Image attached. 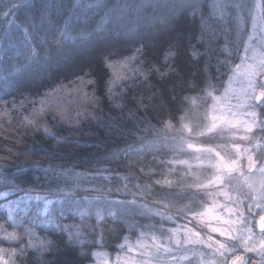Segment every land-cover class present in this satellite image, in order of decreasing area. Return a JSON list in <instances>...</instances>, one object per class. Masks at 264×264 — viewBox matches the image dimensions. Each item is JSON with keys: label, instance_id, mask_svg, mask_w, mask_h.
<instances>
[{"label": "snow or ice", "instance_id": "snow-or-ice-1", "mask_svg": "<svg viewBox=\"0 0 264 264\" xmlns=\"http://www.w3.org/2000/svg\"><path fill=\"white\" fill-rule=\"evenodd\" d=\"M21 7L28 13L25 22L19 24L12 20L10 27L18 30L24 39L18 45L14 42L10 31L4 33L7 37L3 42L7 60L3 64V74H0V82L4 86L0 90H6L13 83L18 82L25 74V70L27 73H33L34 70L39 69L36 74L44 75L56 68L73 66L79 56L98 48H108L117 36H122L134 38L139 44L131 55L112 59L114 53L103 51L100 53L101 65L104 69L111 70L106 81V93L114 107L123 108L125 106L121 102L122 92L115 91L119 81L139 79L141 83L155 89L150 92L149 99H159L162 107L166 106L167 98L176 99L174 93L178 86L194 90L202 84L203 87L200 90L204 96L200 99L211 98L213 110L217 105L225 109L220 116L210 115L209 122L197 130L198 136L215 134L226 143L197 149L211 157L207 160V167L212 174L206 182L196 177L192 183L184 185L188 191H182L181 194L188 197V203L177 206L173 202L159 209L149 207L147 203H138L136 200L119 201L115 202L121 209L119 216L114 211H108L107 214L113 218L114 222L122 221L129 232L137 231L134 242L125 235L121 238L122 243L119 247L127 248L129 253L139 249V255L147 258L139 261L125 259L124 264H161L160 253L166 254V258L170 256L173 264H182L183 261H188V264H250L251 258L248 254L254 253L259 258L257 264H264V24L257 33L254 22L252 34L245 33L243 16L240 14L245 6L237 0H213L210 6L211 12L205 11L206 0H184L179 8L190 14L193 22H196L198 18L200 29L198 40L208 44L204 53L200 52L195 45L190 44L187 55L191 60L199 61L201 56L214 50L211 45L219 35L214 25L219 27L220 32L230 31L228 24L229 17H231L236 26V41H227L226 38L221 49L224 58H216L214 66L216 76L213 77L209 72V69L213 67L210 60L205 61L203 68L205 78L199 84H194L186 80L181 73L179 66L181 45L178 42L169 43L162 63L147 62L146 48L149 44L154 45L158 42V35L152 33L151 39L145 41L139 37L135 25L130 26L125 23L124 15L130 8L127 0L119 4H111L110 0H10L9 12L4 15H14V10ZM229 9L234 11L230 12ZM100 13L102 15L93 26L94 17ZM161 23L164 25V31L177 30L172 17L165 18ZM244 37H246V43L241 49ZM253 38L257 40L256 45L251 43ZM230 44L233 45L231 48ZM20 46H22V51L18 50L16 55H22L25 62L17 66L19 61L13 62V56L8 55V49ZM52 47L56 49L54 55L51 51ZM250 52L251 55H249ZM234 56L240 59L239 64H234ZM89 67L91 68V65ZM119 69H128V72L122 73ZM153 75L161 82L160 87L151 85L150 78ZM225 75H227V87H224L221 95L217 96L214 94L216 85L213 79H219ZM98 81L99 77L95 75L94 70L84 71L83 69H80L76 80L73 81L75 90L85 102L93 107L100 103L96 95ZM169 81L172 83L165 89L164 85ZM221 83L224 82L221 81ZM89 86H91V91H88ZM56 91L53 89L46 93L38 105L37 102H32L31 112L20 122L22 127L27 126L33 130H40L37 126L38 119L43 118L52 109L49 100ZM165 93H167V98ZM232 98L237 101L235 105L230 103ZM182 100L195 105L197 98L183 96ZM137 106H146L143 97L137 101ZM23 108V101L19 105L13 102L11 109L5 103L3 107H0V120L8 118L10 122L12 112L21 111ZM90 113L91 109L85 108L72 116L61 113L60 119L70 123H79L81 118L87 119ZM129 116L131 117L132 113H129ZM53 118L55 119V116ZM180 119L182 129L191 134L193 129L183 123L184 117ZM148 127L157 133L156 140L150 141L149 144H158L161 140L167 143L171 140L169 147L173 152L182 151L185 144L189 148L192 147V144L188 143L183 136L177 139L175 136L162 135L173 127L170 121H164L161 129H156L150 123ZM42 131L56 139L58 143L61 142V138L49 127L44 126ZM237 133H242L239 135V140L243 143L231 142ZM139 151L141 149L130 146L120 154L128 156L130 152ZM197 160L200 158L197 157ZM169 163L187 164L189 168L192 167L185 160L169 161ZM200 164H205V161L200 160ZM51 171L53 178L68 175L75 177L69 191L58 189L59 198L55 203H59L61 208L55 216L49 212V206L54 201L47 196L25 198L26 200H42L44 203L43 212L37 210L35 214H29L27 204L20 199L10 198L24 189L16 180L7 178V175L4 179H0V184L6 188V190H0V201H3L0 202V210L6 213V216L0 219L13 228V231L9 232L5 223H0V234H2L0 242L7 241L17 244L14 248H0V264H18V261L23 264L29 249L36 250L38 264H50L46 255L50 252L55 253L59 245L56 240L49 237H37L34 227L37 223L63 233L65 246L78 249L85 259L102 255L98 250L103 246L101 228L91 227L85 231L79 225H65L59 221L65 212H69L82 220L94 214L99 222L104 220L103 211L97 209L93 213L89 210L91 201H88L89 207H84L75 198V191L80 187L79 174L56 169ZM254 174H259L260 178L253 180ZM123 179L127 181L128 177ZM155 183L160 184L161 181L157 180ZM165 183L170 184L171 182L165 181ZM134 187L136 193L133 195L143 194L144 189L139 184ZM201 195L206 196L207 201L199 200L198 197ZM220 197H223V202L218 199ZM95 199L99 200L100 197ZM133 208L138 209L141 215L159 216L162 221L170 222H175L172 214L174 210L183 223H177L176 227L167 229L163 227V224L159 228L152 223L139 225L134 219L129 218ZM220 209H223V212L219 211ZM246 210L247 214H245ZM225 214L229 216V219H224ZM190 225H195V227ZM18 228L23 229L22 234L16 231ZM197 228L208 229V231L202 234ZM157 232L167 234L158 236ZM92 234H96L97 238L88 239ZM213 234H219V237L223 239H218ZM38 239L39 244L35 242ZM90 249L97 250L91 251ZM153 249L155 251H152ZM177 252L180 255H176ZM103 254L106 255V253ZM117 260L119 261V257Z\"/></svg>", "mask_w": 264, "mask_h": 264}, {"label": "trees", "instance_id": "trees-1", "mask_svg": "<svg viewBox=\"0 0 264 264\" xmlns=\"http://www.w3.org/2000/svg\"><path fill=\"white\" fill-rule=\"evenodd\" d=\"M165 0H127L130 8L124 15L126 24L135 25L138 29L139 37L145 41L151 39L152 33H157L158 42L154 45L149 44L146 48L147 62L162 63L165 52L169 43H179L181 45L179 66L181 73L186 80L199 84L205 78L203 72L204 62L210 60L213 67L209 72L216 76L215 64L216 58H224L221 52L223 45L227 41L235 42L236 26L235 22L229 17L228 28L230 31L220 32L219 27L217 31L219 35L216 40L212 42V49L207 55L201 56L199 61H193L187 55L188 46L195 45L196 48L204 53L208 48V44L204 41H199V25L198 18L193 22L190 14L183 10H178L173 6V3L163 8ZM123 0H110L111 4L122 3ZM213 0H206L207 7L205 11L211 12V4ZM10 0H0V74H3V64L7 60L5 54L4 41L7 39L4 33L10 31L14 42L19 45V42L24 39L23 35L14 27H10V22L15 20L16 23L23 24L28 16V13L23 7L15 9L14 15L7 16L4 13L9 12ZM233 12V9H229ZM67 14V13H65ZM99 15L93 19V26L99 20ZM172 17L177 26L176 31H164V25L161 23L165 18ZM63 21L61 20V23ZM247 26V24L245 25ZM246 32V28H244ZM51 39V37H49ZM207 39V38H206ZM243 42L241 43V49ZM139 44L136 39L129 37L117 36L112 45L108 48L96 49L90 53H85L79 56L73 66L60 67L47 74L38 75L39 69L34 70L33 73H27L22 78L13 83L6 90H0V107L5 103L11 109L13 102L19 105L24 102V108L21 111H13L12 118L9 122L8 118L0 120V179L7 178L14 179L20 183L24 191L28 194H37V196H47L49 199L58 197V189L64 186L70 190V186L75 179L74 176L68 175L66 177L53 178L52 169L58 171H66L68 173L79 174L80 187L75 191V198L81 202L84 207H89L88 201L94 200L91 203L90 211L95 212L97 209L103 211L104 220L97 221L95 215L83 218V220L74 213L65 212L60 219L62 224H80L87 226L99 227L103 231V246L99 249L114 251L122 242V237L135 236L137 231L129 232L122 221H113V218L107 213L109 210L120 215L121 209L115 202L126 201L130 202L131 197L123 194V189H130L136 193L134 185L139 184L143 193H146V187L151 186L152 192H161L171 196L176 201H185L187 196L182 195V191L174 186H168L163 183L167 176L174 174L171 165L168 161L175 152H173L169 144L163 140L158 144H149L150 141H155L157 133L148 127V124L155 126L156 129L163 127L164 121H170L173 127L162 135L173 136L178 134L176 132L181 122V117L189 115L195 117L196 112L192 109V105L182 100L183 96L196 97L198 102H203L200 97L204 93L201 92L202 84L193 89H186L177 87L174 93L176 99L171 100L167 98L166 106H161L159 99H149L150 92L155 89L149 85H145L136 79L121 80L118 83L115 91L122 92L123 108H116L108 100L106 93V81L111 72L110 69H104L100 63L101 51L107 53L111 52L114 55L112 59H118L121 56H129L132 54L134 48ZM233 45L230 44L231 48ZM22 50L19 48L8 49V55L13 56V62L19 61L17 66L23 64L25 61L21 57H14V54ZM52 54H55V47L51 49ZM239 58L233 57L234 64L238 62ZM91 65V68L89 67ZM134 67V66H133ZM94 70L95 75L99 77L96 86V95L100 99V103L93 107L90 103L83 100L80 94L75 90L73 81L76 80V75L80 72ZM122 73H127L128 69H119ZM82 74V73H81ZM227 75L221 76L219 79H213L216 85V91H219L225 81ZM151 85L156 87L161 86L159 79L153 75L151 78ZM172 81L164 85L165 89ZM123 86V87H121ZM3 83L0 82V89H3ZM56 89L55 95L50 98L49 103L52 109L49 110L45 116L38 119L37 126L40 130H33L31 127L21 126L23 117L29 115L33 108L32 102L42 100L46 93ZM88 91H91L89 86ZM143 97L145 107H138L137 101ZM85 108L91 109V113L87 119L81 118L79 123H70L60 119V114L68 116L75 115L77 111H83ZM183 109V110H182ZM132 113V116H129ZM55 116V119L53 118ZM95 118V119H94ZM112 125V127H109ZM44 126L61 138V142L46 135L42 129ZM118 129V130H117ZM217 137H210L208 143L216 142ZM141 149L139 152H130L128 156H124L123 150L129 147ZM115 157V158H114ZM2 177V178H1ZM128 177L125 181L123 178ZM161 181L156 184L155 181ZM183 183V180H181ZM127 184V187H125ZM147 184V185H146ZM177 184V183H173ZM65 190V191H69ZM15 193L13 196H17ZM146 196V195H145ZM202 196V195H201ZM201 196L199 200H203ZM100 197L99 200L95 199ZM116 198V200H114ZM117 198H120L117 199ZM136 201L143 203V196L139 193L135 196ZM206 199V198H205ZM189 200V199H188ZM148 203L151 200H144ZM49 212L55 216L61 205L53 203ZM39 210V206L28 207L29 214H35ZM40 211V210H39ZM6 213L0 210V217H5ZM134 219L139 225L155 224L158 220L155 216L141 215L138 209H132V215L129 217ZM0 223H5L0 219ZM166 225H163V227ZM8 230L13 231V228L5 223ZM39 238L49 237L57 241L59 248L55 253H48L46 259L50 264H89L93 258L85 259L84 255L78 249L65 246V235L52 228H45L43 225L37 223L34 225ZM17 232L23 233L22 228L16 229ZM96 234H92L88 239H96ZM39 239L37 244H39ZM17 247L15 243L0 242V248H14ZM94 251L95 249H90ZM8 258V257H7ZM18 264L21 262L18 261ZM23 264H38V254L36 250L29 249Z\"/></svg>", "mask_w": 264, "mask_h": 264}, {"label": "rangeland", "instance_id": "rangeland-1", "mask_svg": "<svg viewBox=\"0 0 264 264\" xmlns=\"http://www.w3.org/2000/svg\"><path fill=\"white\" fill-rule=\"evenodd\" d=\"M171 2L173 3V6L178 11V10H180L179 5L182 4L184 2V0H165L163 3V8H165L167 5L171 4ZM237 2H239L245 6L240 13L243 16V20H244L243 28H246L245 33L252 34L254 22L256 25L255 31L257 33H259L262 24H264V0H237ZM246 24H247V26H245ZM244 43H246V37H244ZM251 43H252V45H256L257 40L255 38H253ZM243 46H244V44L242 45V48H243ZM19 51H22V50H19ZM16 53L14 54V57H18L16 55ZM249 55H251V52L249 53ZM19 57L23 58L22 55ZM239 63H240V59L235 64H239ZM235 86L238 87V85H235ZM224 87H227V78L224 81L223 87L219 91H216L214 94L217 96L221 95V92H222ZM202 101L203 102L196 101V104L192 105V109L198 115H196L195 117L194 116L190 117L189 115H187L183 119V123L188 124L189 127H191L193 129L192 133L189 134L186 130H183L182 124L180 122L179 127L176 130V132L178 134L173 135V136L177 137V139H179L180 136H183L185 138V140H187L188 143L192 144L191 148L187 147L186 144L183 145L182 151L175 152V155H173L170 159H168V161L185 160L188 162V164L192 165V167L189 168L187 164L170 163L171 169H172V171H170V172H173L174 174H176L178 176L171 177L172 174H171V176L168 175L166 180H163V183H165V181H170L171 183L166 184V185L174 186L175 188H177L180 191L186 190L184 188V185L192 183L196 177H199L200 180L206 182L207 178L209 176H211V174H212L211 170L207 167V160L210 159L211 157L207 153H204L202 151H197V149L212 146L211 143H208V139L210 137H215L216 135L211 134L209 136L201 137V136H198L196 133H197V130L199 128H201L203 125H205L207 122H209L210 115L220 116L223 114L225 109L221 108L220 105H217L216 109L213 110L211 107L213 104V101L211 98L202 99ZM224 103H227V102H224ZM230 103L232 105H235L237 103V101L235 98H232ZM241 134L242 133H237L236 137H239V135H241ZM173 136H168V137H173ZM236 137H234V139L232 140L233 142L236 140H239V138H236ZM240 142L241 141H239V143ZM167 143L170 144V143H172V141L169 140ZM197 157H199L200 160H204L205 164L201 165L200 160H197ZM181 180H183V183L181 182ZM173 183H177V184H173ZM19 185H20V183H19ZM20 187L23 189L22 186H20ZM62 189L64 191L69 190L68 188H65L64 186L62 187ZM0 190H6V188L3 184H0ZM122 192H123V194L129 195L131 197V200H136V198H135L136 195H133L134 192L132 190L123 189ZM17 193H19L17 196H12L10 198L22 200L24 202V204H27V207H30L31 203H33L34 206L38 205L39 210L41 212H43L44 203L42 200L41 201H37L35 199L26 200L25 198L30 197L31 194L21 192V191H19ZM152 194H154V193L152 192L151 186H149V185L146 187V193L142 194V196L144 198L143 203H147L144 201L145 198H146V200H151V202L148 201L147 204L149 205V207H152V208L163 209V206L165 204H170V203L174 202L177 206H181V205L189 202L188 199L185 201H176V200L172 199L171 196L164 194V193H161V192H158V191H157V193H155V195H152ZM35 196H37V194H32V197H35ZM201 198H203V201H207L206 196L202 195ZM51 199L53 201H56L58 198L52 197ZM117 199L120 200V198H117ZM218 199H220L221 202H223V197H220ZM91 200L93 203L94 200L93 199H91ZM114 200H116V198ZM0 202H3V201H0ZM52 205L49 206V210H51L50 207H52ZM23 206L24 205L22 204V207ZM219 211L223 212V209H220ZM172 214L175 217V222H170L167 220L162 221L159 216H155L156 219L158 220L157 223L166 225V226H164L165 229L174 228V227H176L177 223H183V220L180 218V216H176L174 210H172ZM224 219H229V216L227 214H225ZM213 223H215V222L213 221ZM70 224H72V223H70ZM76 225H78V224H76ZM145 225H147V224H145ZM79 226L83 230H86L85 226L80 225V224H79ZM190 226L195 227V225H190ZM159 227L160 226H157V228H159ZM90 228L91 227L88 225L87 229H90ZM197 230L201 231L202 234H203V232L208 231V229H200V228H197ZM8 231L11 232V230H8ZM36 234H37V232H36ZM156 234L158 236H163V235H166L167 233L157 232ZM0 235H2V234H0ZM213 235L216 236V238H218V239H223L222 237H219V234H213ZM136 236H137V234L135 236H129V237L134 242ZM37 237H38V235H37ZM5 242L9 243V244L12 243V242H7V241H5ZM35 242L37 243V240ZM119 245L117 246V249L114 251H107V250L98 249L102 253V255H100L99 257L93 258V261L89 264H124L125 259L135 260V261H139L141 259H147L146 257H141L139 255V252H140L139 249H136L134 252L129 253L127 248L121 249L119 247ZM96 250L97 249H95L94 251H96ZM152 251H155V250L153 249ZM103 253H106V255H104ZM176 255H180V253L177 252ZM117 257H119V261L117 260ZM5 259H7V255H5ZM160 261H161V264H173L171 257L169 256L166 258V254H164V253H160ZM182 264H188V261H183Z\"/></svg>", "mask_w": 264, "mask_h": 264}, {"label": "flooded vegetation", "instance_id": "flooded-vegetation-1", "mask_svg": "<svg viewBox=\"0 0 264 264\" xmlns=\"http://www.w3.org/2000/svg\"><path fill=\"white\" fill-rule=\"evenodd\" d=\"M236 138H239V137H236ZM239 141L240 140H236V141H232V143H239ZM224 143H226V141H224V140H221V139H219L218 137H217V139H216V142L213 144V147H215L217 144H224ZM240 143H243L242 141L240 142ZM218 151L220 150V149H217ZM222 155L224 154L223 152L221 153ZM260 178L259 177V174H254L253 175V177H252V179L253 180H258V179ZM245 190H246V186H245ZM257 211V213L259 214V210L257 209L256 210ZM245 214H247V210L245 211ZM257 219H258V215H257ZM249 256H250V258H251V262H250V264H257V261H258V257L254 254V253H250V254H248Z\"/></svg>", "mask_w": 264, "mask_h": 264}]
</instances>
